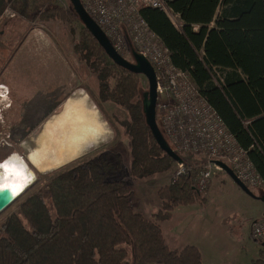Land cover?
Masks as SVG:
<instances>
[{"label": "trees", "instance_id": "obj_1", "mask_svg": "<svg viewBox=\"0 0 264 264\" xmlns=\"http://www.w3.org/2000/svg\"><path fill=\"white\" fill-rule=\"evenodd\" d=\"M52 3L0 0V17L9 9L27 20H73L72 12ZM169 6L179 14L180 29L158 9L139 13L264 181V0H171ZM75 49L96 75L100 101L128 113L122 126L129 138V175L142 179L169 170L174 162L145 122L140 76L113 64L85 29ZM183 163L186 173L156 191L159 209L152 219L132 208L133 189L115 175L119 161L98 156L61 171L48 183L46 197L32 194L0 227V264H201L195 245L170 249L159 224L177 206L206 201L210 179L202 177V166ZM250 264H264V246Z\"/></svg>", "mask_w": 264, "mask_h": 264}, {"label": "rangeland", "instance_id": "obj_2", "mask_svg": "<svg viewBox=\"0 0 264 264\" xmlns=\"http://www.w3.org/2000/svg\"><path fill=\"white\" fill-rule=\"evenodd\" d=\"M52 4L72 12L73 20L38 17L27 20L9 9L0 17V85L5 87L2 91L8 92L4 100L0 98V161L14 152L25 158L32 134L77 89L87 93L97 107L107 133L83 157L70 164L47 173L35 171L32 184L0 212V227L8 216L19 214L21 204L32 194L40 192L46 197L47 185L55 175L98 156L114 164L120 162L121 169L115 175L133 189L132 208L152 219L159 209L156 191L174 179L177 165L174 162L169 170L142 179L129 175V138L122 126V122L129 120L128 113L119 105L100 101L96 75L75 49L85 28L71 10L69 0H53ZM139 76L146 91L147 81ZM182 160L191 167L204 164L193 156H183ZM211 172L206 201L192 215L184 216L182 236L201 246L204 256L207 255L204 264L210 260L219 264H250L262 244L251 239L249 224L262 214L264 203L245 194L223 170L211 167ZM250 190L257 196L263 193L262 188Z\"/></svg>", "mask_w": 264, "mask_h": 264}, {"label": "built area", "instance_id": "obj_3", "mask_svg": "<svg viewBox=\"0 0 264 264\" xmlns=\"http://www.w3.org/2000/svg\"><path fill=\"white\" fill-rule=\"evenodd\" d=\"M79 1L119 55L131 61L127 56L131 57L134 48L152 65L156 80V119L172 150L181 157L202 159L204 179L212 177L211 167L221 170L214 163L218 160L249 189L264 188V181L254 170L246 151L237 145L189 73L172 64L167 48L139 13L143 7L158 9L176 29H180L182 22L179 14L170 8L171 0ZM3 88L0 87V98L8 94L6 89L2 91ZM176 165L174 178L184 175L187 169L183 162ZM249 233L252 240L264 246V212L250 221Z\"/></svg>", "mask_w": 264, "mask_h": 264}, {"label": "bare ground", "instance_id": "obj_4", "mask_svg": "<svg viewBox=\"0 0 264 264\" xmlns=\"http://www.w3.org/2000/svg\"><path fill=\"white\" fill-rule=\"evenodd\" d=\"M105 133L107 126L97 107L77 89L32 134L25 158L14 152L0 161V190L6 188L12 198H18L32 184L35 171H55L83 157Z\"/></svg>", "mask_w": 264, "mask_h": 264}, {"label": "water", "instance_id": "obj_5", "mask_svg": "<svg viewBox=\"0 0 264 264\" xmlns=\"http://www.w3.org/2000/svg\"><path fill=\"white\" fill-rule=\"evenodd\" d=\"M72 10L97 44L102 48L107 58L116 66L128 70L131 73L142 75L147 81V90L142 93V108L145 117L146 125L148 126L156 144L159 148L167 154L173 162L182 163V157L175 153L169 146L160 131L156 118H155V105H156V80L155 73L152 65L147 59L138 54L134 49H131L132 60H126L119 55L113 48L112 44L98 26L95 20L84 9L79 0H69ZM215 165L220 167L223 172L247 195L252 198L259 199L264 203V196L255 195L245 184L236 178L232 170L221 161H214ZM14 198L9 195V191L4 188L0 190V212L4 210L9 204L13 202Z\"/></svg>", "mask_w": 264, "mask_h": 264}, {"label": "crops", "instance_id": "obj_6", "mask_svg": "<svg viewBox=\"0 0 264 264\" xmlns=\"http://www.w3.org/2000/svg\"><path fill=\"white\" fill-rule=\"evenodd\" d=\"M256 200H259V199H256ZM199 206L200 205L198 204L177 206L171 212L170 218L168 220L160 222L159 224H160V228H161L165 243L170 249H181L183 246L188 245V244L195 245L197 248H199V251L201 254V264H204L205 257H207V255L204 256L201 246L197 245L196 242H194L193 240L184 238L182 236V230L185 229L184 216L192 215L195 212V209ZM261 210H262L261 213H263L264 207ZM162 225L163 227H161ZM181 237H183L182 242L180 241ZM178 243H179V246H177ZM254 258L256 257H252L251 260H253ZM210 261L211 262L209 263L207 262V263L208 264H219L218 261H215V260H210Z\"/></svg>", "mask_w": 264, "mask_h": 264}]
</instances>
